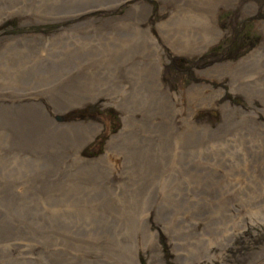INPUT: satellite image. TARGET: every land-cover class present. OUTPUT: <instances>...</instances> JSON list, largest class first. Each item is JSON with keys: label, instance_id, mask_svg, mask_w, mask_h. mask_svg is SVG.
<instances>
[{"label": "rangeland", "instance_id": "1", "mask_svg": "<svg viewBox=\"0 0 264 264\" xmlns=\"http://www.w3.org/2000/svg\"><path fill=\"white\" fill-rule=\"evenodd\" d=\"M219 4L0 0V264H264V0Z\"/></svg>", "mask_w": 264, "mask_h": 264}, {"label": "bare ground", "instance_id": "2", "mask_svg": "<svg viewBox=\"0 0 264 264\" xmlns=\"http://www.w3.org/2000/svg\"><path fill=\"white\" fill-rule=\"evenodd\" d=\"M76 1V4H78V3H80L82 0H75ZM85 1V0H84ZM174 2H175V7H178V6H182L183 4H185V3H189V4H193L194 3V0H173ZM227 1H230V0H216V2L217 3H220L219 4V7L220 6H222V5H225V3L227 2ZM191 2V3H190ZM112 3H113V1H112ZM211 7L212 6H209L208 8L206 7V9L205 10H203L202 11V13H197V15H200V17H203V18H205L207 21H209V22H212V20H213V18H212V16H213V14H214V9H211ZM209 11V12H208ZM206 12V13H205ZM196 15V14H195ZM196 15V16H197ZM191 21L193 20V19H190ZM199 27H201V28H199L200 29V31H202L203 30V39H202V42L201 43H208V42H210V40H207V39H205V38H207L208 36L211 38V36L209 35V32L210 31H208V30H205V29H203L204 28V25H203V23H202V25H199ZM213 34V33H212ZM190 39H192V37L191 38H188L187 39V41L185 42V44H193L191 41H190ZM112 40V39H111ZM122 41H125V38H122V37H120L119 36V34H118V36L116 37V38H113V44H118V43H121ZM178 42L180 43V48H182L181 47V45H185L184 43H182L181 44V42L178 40ZM128 47L130 48V50L131 51H134V53L135 52H137V51H139L141 54H143V53H145L147 56H148V52H150V51H152V47H151V44H147L146 45V47H145V49H142V48H140L139 46H137V45H135V44H129L128 45ZM194 49V47H191L190 49H189V51H194L193 50ZM127 57V56H126ZM129 58H131L130 56H129ZM132 59V58H131ZM254 59V63H252L251 65H258V63L260 62V61H262L261 60V57H259V58H256V57H254L253 58ZM127 61H129V59H128V57H127ZM248 61V60H247ZM61 65H63V64H61ZM61 65H59V66H61ZM251 65H244L245 67H249V66H251ZM60 70H59V69ZM58 68H56V70L58 69V71L60 72V71H62V70H64V68L65 67H58ZM250 68V67H249ZM147 69V68H146ZM146 69H144V72L146 71ZM149 70L150 69H147V71H146V73L148 74H146L145 75V79L147 80V78H148V76L150 75V73H149ZM54 72V71H53ZM64 72V71H63ZM67 72V71H66ZM49 76H52V77H58V76H60L61 74L60 73H57V74H55L54 73V75L52 74V73H50V74H48ZM48 75H44L45 77L46 76H48ZM153 76V75H152ZM36 78H38V81H39V79L41 78V76H36L35 77V79ZM256 79H259V77L258 76H256L255 77ZM41 81V80H40ZM32 82V81H31ZM47 82V81H46ZM242 82V81H241ZM14 85L15 86H17V87H19V88H21V86L22 85H24V83H20L19 81H17L16 83H14ZM160 84H159V88H160ZM159 92H161V90H159ZM16 96V95H15ZM22 114L24 115V116H26L27 117V120L28 121H30V124L31 125H33L34 123H33V119H32V116L30 117V114L28 113V112H23L22 111ZM21 114V115H22ZM135 116H137V115H135ZM191 134V133H190ZM186 137L182 134V138H181V144L183 145L184 143H185V141H187L186 139H185ZM262 146H264V145H262Z\"/></svg>", "mask_w": 264, "mask_h": 264}]
</instances>
